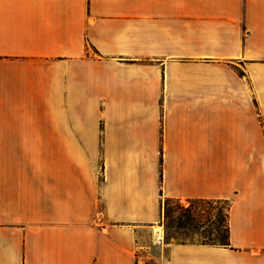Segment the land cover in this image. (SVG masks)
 <instances>
[{
  "label": "crops",
  "instance_id": "obj_1",
  "mask_svg": "<svg viewBox=\"0 0 264 264\" xmlns=\"http://www.w3.org/2000/svg\"><path fill=\"white\" fill-rule=\"evenodd\" d=\"M150 262L264 264V0H0V264Z\"/></svg>",
  "mask_w": 264,
  "mask_h": 264
},
{
  "label": "rangeland",
  "instance_id": "obj_2",
  "mask_svg": "<svg viewBox=\"0 0 264 264\" xmlns=\"http://www.w3.org/2000/svg\"><path fill=\"white\" fill-rule=\"evenodd\" d=\"M162 203V215L159 225H162L165 237L169 241L199 242L217 241L225 235L227 224L228 204L224 200H178L164 198ZM202 210L196 218L188 216L184 208ZM204 210V211H203ZM157 231L158 227L155 228ZM155 239V238H154ZM158 244H152V252L156 253ZM149 264H155L150 262Z\"/></svg>",
  "mask_w": 264,
  "mask_h": 264
},
{
  "label": "trees",
  "instance_id": "obj_3",
  "mask_svg": "<svg viewBox=\"0 0 264 264\" xmlns=\"http://www.w3.org/2000/svg\"><path fill=\"white\" fill-rule=\"evenodd\" d=\"M194 200H208V199H194ZM227 204H228V210L230 208V201L228 200H224ZM185 211L188 212V216L189 217H192V218H196V216L200 215V213L202 214V210H198V209H193V208H189V207H186L184 208ZM204 211V210H203ZM228 211H227V224L225 226V235L222 239H218L217 241H211V242H208V241H199L201 243H207V244H220V245H228L229 244V229H228ZM200 220L202 219L201 217H199ZM168 240V238H166ZM179 242V241H177ZM188 242H193V241H188Z\"/></svg>",
  "mask_w": 264,
  "mask_h": 264
},
{
  "label": "built area",
  "instance_id": "obj_4",
  "mask_svg": "<svg viewBox=\"0 0 264 264\" xmlns=\"http://www.w3.org/2000/svg\"><path fill=\"white\" fill-rule=\"evenodd\" d=\"M158 228H160V229H158L157 231H156V237H155V239H154V243H156V244H163V242H164V237H165V232H164V230H163V227H162V225H159V227Z\"/></svg>",
  "mask_w": 264,
  "mask_h": 264
}]
</instances>
